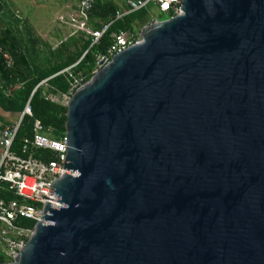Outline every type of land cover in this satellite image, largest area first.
I'll return each mask as SVG.
<instances>
[{"label":"water","instance_id":"obj_1","mask_svg":"<svg viewBox=\"0 0 264 264\" xmlns=\"http://www.w3.org/2000/svg\"><path fill=\"white\" fill-rule=\"evenodd\" d=\"M83 82L63 174L7 264H264V0H182Z\"/></svg>","mask_w":264,"mask_h":264},{"label":"built area","instance_id":"obj_2","mask_svg":"<svg viewBox=\"0 0 264 264\" xmlns=\"http://www.w3.org/2000/svg\"><path fill=\"white\" fill-rule=\"evenodd\" d=\"M74 2L79 14L83 18L91 16L96 4V0H74ZM6 3V0H0L1 19L3 18L2 14L6 13ZM181 4L182 0H125L126 9L123 12L118 11L114 20L122 19L131 13L141 10H147L149 13L157 11L165 17L163 20H170L182 14L180 10ZM9 11L10 16L11 14L13 16V20L19 24L20 22L24 23L17 11ZM163 20L150 17L149 23L142 30ZM113 22L110 21L102 25L101 28H96L90 32L88 39L90 40L89 49L83 53L80 60L93 46L99 44L102 36ZM17 29L22 30L18 26ZM140 34L141 32L138 33L130 30H119L113 33L111 45L103 54L96 55L91 75H95L104 66L109 64L115 55L141 43ZM0 58L7 69L13 67L11 56L1 46ZM79 61L51 77L65 76L69 82L67 93L52 94L48 91L49 86L47 83L51 78L41 81L32 90L19 119L11 126L0 130V189L10 192L20 199L9 201L0 199V264L11 263L17 257L31 237L35 224L42 221L39 219L41 217L40 213L46 205L45 200L51 199L50 190L53 188L54 183L63 174H70V172L62 169L67 150L66 137L58 139L49 137L39 120L33 121L32 137L24 140L19 152L13 150V142L22 118L24 116L32 117L30 101L36 92L41 91L42 97L46 101L66 107L77 88L85 82V76H78L72 72ZM8 94H10L9 91H7ZM36 150L50 151L53 155L52 160L36 159L34 157ZM21 219L33 222V227H21L19 225V220Z\"/></svg>","mask_w":264,"mask_h":264},{"label":"trees","instance_id":"obj_3","mask_svg":"<svg viewBox=\"0 0 264 264\" xmlns=\"http://www.w3.org/2000/svg\"><path fill=\"white\" fill-rule=\"evenodd\" d=\"M118 8L112 2H102L96 0L95 9L91 16L97 18L101 23L95 27L101 28L102 25L114 21L107 32L102 36L98 45L93 46L88 53L80 60L83 53L89 49L90 40L83 43L80 52L72 57H68L63 62L53 64L52 66L37 68L31 65L25 45L26 29L18 30L13 26L12 22L7 20L8 15L2 14L4 21L0 19V46L7 51L12 60L13 67L7 69L0 58V111L3 114L16 113L18 118L27 103L29 96L34 87L41 81L50 78L57 72L66 69L79 60V63L73 68L72 72L78 76H85L84 81L87 82L91 78V71L94 67L95 57L103 54L111 45L112 34L123 31H133L134 27H144L150 21L149 12L141 10L131 13L122 19L114 20ZM165 19L160 14L159 19ZM48 86L52 94L67 93L69 90V82L65 76H57L48 80ZM7 91L10 94L7 95ZM32 117L24 116L13 142V150L20 151L23 142L27 138L32 137V125L34 120H39L44 127L45 133L53 138L58 139L65 136V123L67 108L50 101H46L38 91L34 94L30 101ZM3 129V128H2ZM1 130V129H0ZM49 130V131H48ZM36 159L50 161L53 155L50 151L36 150L34 152ZM0 199L6 201L20 200L17 196L10 192L0 189ZM19 225L24 228H32L34 223L28 220H19Z\"/></svg>","mask_w":264,"mask_h":264},{"label":"rangeland","instance_id":"obj_4","mask_svg":"<svg viewBox=\"0 0 264 264\" xmlns=\"http://www.w3.org/2000/svg\"><path fill=\"white\" fill-rule=\"evenodd\" d=\"M7 20L13 26L26 29L25 45L31 65L44 68L63 62L80 52L82 45L89 39L90 32L101 22L92 16L81 17L74 0H6ZM112 2L118 11L123 12L124 0H101ZM9 10L18 12L24 23L12 19ZM149 17L159 19L157 11ZM163 20V17H162ZM143 28V27H142ZM142 28L134 27L133 32L140 33ZM11 114V115H10ZM14 113L2 116L0 126H11L17 116ZM19 119V118H18Z\"/></svg>","mask_w":264,"mask_h":264},{"label":"crops","instance_id":"obj_5","mask_svg":"<svg viewBox=\"0 0 264 264\" xmlns=\"http://www.w3.org/2000/svg\"><path fill=\"white\" fill-rule=\"evenodd\" d=\"M124 7H125V0H124ZM94 9H95V8H94ZM125 9H126V7H125ZM125 9H124V10H125ZM0 19H1V18H0ZM1 20L4 21L3 18H2ZM6 52H7V51H6ZM7 53H8V52H7ZM9 55H10V54H9ZM12 62H13V60H12ZM75 64H76V63H75ZM72 66H73V65H72ZM70 67H71V66H70ZM63 70H64V69H63ZM57 73H58V72H57ZM54 75H55V74H54ZM54 75H53V76H54ZM51 77H52V76H51ZM51 77H50V78H51ZM48 79H49V78H48ZM45 80H46V79H45ZM50 90H51V89H50V87H49V90H48V91L50 92ZM50 93H51V92H50ZM1 113H2V112H1ZM4 115H5V114L2 113V116H4ZM10 115H11V114H10ZM13 115L17 116V120H18V114L14 113ZM17 120H16V121H17ZM16 121H15V122H16ZM6 127H7V126H6ZM2 128H5V126H4V127L0 126V129H2ZM15 200H16V199H15Z\"/></svg>","mask_w":264,"mask_h":264}]
</instances>
